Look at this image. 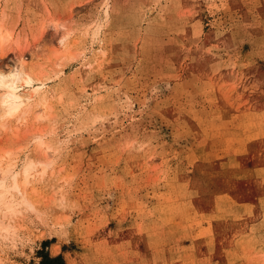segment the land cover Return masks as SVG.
<instances>
[{
    "label": "rangeland",
    "instance_id": "1",
    "mask_svg": "<svg viewBox=\"0 0 264 264\" xmlns=\"http://www.w3.org/2000/svg\"><path fill=\"white\" fill-rule=\"evenodd\" d=\"M0 33L39 86L0 264H264V0H0Z\"/></svg>",
    "mask_w": 264,
    "mask_h": 264
},
{
    "label": "bare ground",
    "instance_id": "2",
    "mask_svg": "<svg viewBox=\"0 0 264 264\" xmlns=\"http://www.w3.org/2000/svg\"><path fill=\"white\" fill-rule=\"evenodd\" d=\"M5 39V34L0 33V45ZM33 81V77L23 69L21 59L12 68H0V122L16 117L19 112H22V108L27 106L29 99L34 97L39 86L32 88L28 94L19 93L18 88L21 86H29ZM31 169H33L32 166L27 165L19 173L14 169V164L0 165V213L2 216L13 214L17 211V207L20 204L28 205L25 198H21V201L16 202L17 200H14V194L16 196H23L21 191L22 184L20 185L21 182L19 183V174L22 175L23 181L26 183ZM10 178L11 181H9Z\"/></svg>",
    "mask_w": 264,
    "mask_h": 264
},
{
    "label": "trees",
    "instance_id": "3",
    "mask_svg": "<svg viewBox=\"0 0 264 264\" xmlns=\"http://www.w3.org/2000/svg\"><path fill=\"white\" fill-rule=\"evenodd\" d=\"M59 257L55 256L53 258L45 257L43 259L44 264H63L61 261H59Z\"/></svg>",
    "mask_w": 264,
    "mask_h": 264
}]
</instances>
